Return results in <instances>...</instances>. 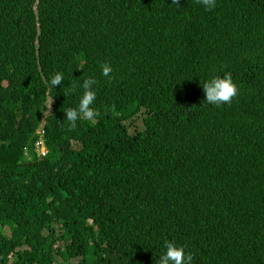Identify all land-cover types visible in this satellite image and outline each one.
Instances as JSON below:
<instances>
[{
  "label": "trees",
  "instance_id": "trees-1",
  "mask_svg": "<svg viewBox=\"0 0 264 264\" xmlns=\"http://www.w3.org/2000/svg\"><path fill=\"white\" fill-rule=\"evenodd\" d=\"M0 225V264H264V0H0Z\"/></svg>",
  "mask_w": 264,
  "mask_h": 264
},
{
  "label": "clouds",
  "instance_id": "clouds-1",
  "mask_svg": "<svg viewBox=\"0 0 264 264\" xmlns=\"http://www.w3.org/2000/svg\"><path fill=\"white\" fill-rule=\"evenodd\" d=\"M179 3L180 0H172V4L176 5L177 7H179ZM197 3L202 4L206 10H211L216 7V0H197ZM101 70L103 76L109 79L112 78L111 73L113 69L108 63H103L101 65ZM63 80V73L57 72L51 77V79L48 81V84L51 87H57L62 84ZM96 84L97 80L94 77H86L80 83L79 86L83 89V93L80 97L78 106L75 108H67L64 111L66 114L65 118L69 124V130H74L76 128L77 120L82 119L84 121L95 123L96 118L100 116V112L92 107L96 99V92L94 91L93 86ZM202 88L204 92V99L209 104L216 106L221 104H231L233 98L238 94L237 85L233 83L231 74L228 73H226L223 77L216 76L211 78L202 85ZM75 90V87H70L66 90L65 95H67L69 92H74ZM38 128H42L43 130L42 118H40V121L35 127L34 132L36 133V138L40 136L43 141V131L41 135H39L36 131ZM164 246L165 251L159 257L157 264H192L193 255L190 252L186 254L183 246H177L174 242L168 240L164 241Z\"/></svg>",
  "mask_w": 264,
  "mask_h": 264
},
{
  "label": "built area",
  "instance_id": "built-area-1",
  "mask_svg": "<svg viewBox=\"0 0 264 264\" xmlns=\"http://www.w3.org/2000/svg\"><path fill=\"white\" fill-rule=\"evenodd\" d=\"M36 131L38 132L39 135H41L43 130H42V128H38ZM38 145L40 146V153L37 152ZM34 149H35L36 153H38V154H44V152H45V147L43 145V141L40 138V136L38 138H36L34 141Z\"/></svg>",
  "mask_w": 264,
  "mask_h": 264
},
{
  "label": "rangeland",
  "instance_id": "rangeland-1",
  "mask_svg": "<svg viewBox=\"0 0 264 264\" xmlns=\"http://www.w3.org/2000/svg\"><path fill=\"white\" fill-rule=\"evenodd\" d=\"M48 103H50V101H48ZM37 152H39L40 153V146L38 145V147H37ZM0 231H2V232H4V233H8V230H7V227H6V225H0Z\"/></svg>",
  "mask_w": 264,
  "mask_h": 264
}]
</instances>
